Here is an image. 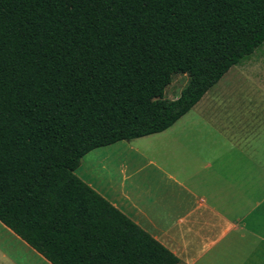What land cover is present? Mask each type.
<instances>
[{
  "label": "trees",
  "instance_id": "16d2710c",
  "mask_svg": "<svg viewBox=\"0 0 264 264\" xmlns=\"http://www.w3.org/2000/svg\"><path fill=\"white\" fill-rule=\"evenodd\" d=\"M262 42L264 0H0V222L51 264H178L74 171L168 128Z\"/></svg>",
  "mask_w": 264,
  "mask_h": 264
},
{
  "label": "crops",
  "instance_id": "0c3cea01",
  "mask_svg": "<svg viewBox=\"0 0 264 264\" xmlns=\"http://www.w3.org/2000/svg\"><path fill=\"white\" fill-rule=\"evenodd\" d=\"M259 59L248 74L264 86ZM229 69L168 128L94 148L76 168L178 264H264V107L254 86L228 89L240 77ZM0 264L51 263L0 222Z\"/></svg>",
  "mask_w": 264,
  "mask_h": 264
},
{
  "label": "rangeland",
  "instance_id": "374dc122",
  "mask_svg": "<svg viewBox=\"0 0 264 264\" xmlns=\"http://www.w3.org/2000/svg\"><path fill=\"white\" fill-rule=\"evenodd\" d=\"M261 56H264V42L261 45H259L252 52V54L250 56H248L247 58L242 60L239 64L233 65L229 69L231 71H238L240 73V75H239L240 77L233 79V81H231V82H237L238 83L237 86L229 85V87H228V89L231 92L238 94V91H240V90H246L247 91L248 89H253L252 86H254L255 89H258L259 94H258L257 98L253 99V102L256 106L259 107V109L264 107V86H261L259 84L260 82L258 80H256L255 75L248 74V73H250L248 70L249 69L248 60L254 62L256 59L258 60ZM261 59H263V58H261ZM242 66H243V68H241ZM242 71H244V72H242ZM187 79H188V76L184 73H174L172 75V80H171L170 84L165 88L164 97L168 98V99H173V98L177 97L179 95L181 89L183 88V86L187 83ZM222 80H223V76L221 78V81ZM237 97L238 96H236L235 99ZM255 99H257V100L255 101ZM259 115L261 118H263L262 114H259ZM262 121H264V120H261V122ZM262 123H264V122H262ZM260 134L262 137H264V130H262V133L260 132ZM94 153H96V152H94ZM94 153H93V155H94ZM99 153H101V152H99ZM91 157L92 156L90 153L87 156V160H85V161H88V165L90 163ZM84 166L85 165L82 164L81 168L75 170V174L77 176L81 175L80 171L82 169H84ZM5 240H7V242L5 243V246L8 245L7 246L8 253L13 254L12 248H14L16 246L15 243L12 241V239H10L7 236H6ZM16 256H18V255H16Z\"/></svg>",
  "mask_w": 264,
  "mask_h": 264
}]
</instances>
